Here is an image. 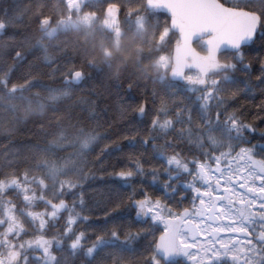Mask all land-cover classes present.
<instances>
[{
  "label": "snow or ice",
  "instance_id": "snow-or-ice-1",
  "mask_svg": "<svg viewBox=\"0 0 264 264\" xmlns=\"http://www.w3.org/2000/svg\"><path fill=\"white\" fill-rule=\"evenodd\" d=\"M97 29L140 32L164 71L105 73L69 40ZM256 41L264 0L0 9V264H264V55L242 48Z\"/></svg>",
  "mask_w": 264,
  "mask_h": 264
},
{
  "label": "trees",
  "instance_id": "trees-1",
  "mask_svg": "<svg viewBox=\"0 0 264 264\" xmlns=\"http://www.w3.org/2000/svg\"><path fill=\"white\" fill-rule=\"evenodd\" d=\"M27 0H3L0 3V9L7 6L9 13H13L18 5H23ZM156 16L161 20H169L167 16L158 11ZM69 40L78 42L82 48L89 50L99 60L103 61V68L105 73L119 72L121 76H126L128 73L133 72L141 77L148 75H158L162 73L163 69L155 68L150 62L149 57L155 55L154 51L147 40L140 32L125 29L124 35L120 37L119 41L116 40L110 33L101 32L97 29L95 32L89 33L85 30L74 31L70 34ZM246 49L247 53L252 56L264 55V44L256 51V44L250 43L247 46L242 47ZM105 49H107L109 55L105 56ZM199 51H202L199 49ZM231 50H224L220 54V58L223 59L225 55H228ZM205 52V51H203ZM111 65V67H109ZM151 84V79H149ZM127 218L132 220L133 225L137 224L133 218V213H121L120 218ZM177 261L175 264H179Z\"/></svg>",
  "mask_w": 264,
  "mask_h": 264
},
{
  "label": "water",
  "instance_id": "water-1",
  "mask_svg": "<svg viewBox=\"0 0 264 264\" xmlns=\"http://www.w3.org/2000/svg\"><path fill=\"white\" fill-rule=\"evenodd\" d=\"M159 11L164 12V13L168 16V18L171 19V14H170V12H168L166 9H161V10H159ZM177 34H178V33H177ZM210 35H211V33H205V34H202V35H196V36L193 38V42L198 41L199 39L204 38V37L207 38V37H209ZM193 42H192V43H193ZM250 43H251V42H249V43H247V44H243L242 47H243V46H246V45H248V44H250ZM199 45H200L201 47H203V48L207 51V46H206V44H203L202 42H200ZM224 50H230V49L228 48L227 45H222L219 54H220L222 51H224ZM192 70L195 71V69H192ZM137 222H138V221H137Z\"/></svg>",
  "mask_w": 264,
  "mask_h": 264
},
{
  "label": "flooded vegetation",
  "instance_id": "flooded-vegetation-1",
  "mask_svg": "<svg viewBox=\"0 0 264 264\" xmlns=\"http://www.w3.org/2000/svg\"><path fill=\"white\" fill-rule=\"evenodd\" d=\"M255 44H256V51H255V53H258V52H259V51H258V48H260V47L264 44V42L256 41ZM193 46L196 48V51H197L198 53H200V54H202V55L206 54V52L199 51V45H198V42H194V43H193ZM187 71H191V70L188 69Z\"/></svg>",
  "mask_w": 264,
  "mask_h": 264
},
{
  "label": "rangeland",
  "instance_id": "rangeland-1",
  "mask_svg": "<svg viewBox=\"0 0 264 264\" xmlns=\"http://www.w3.org/2000/svg\"><path fill=\"white\" fill-rule=\"evenodd\" d=\"M180 264V263H179Z\"/></svg>",
  "mask_w": 264,
  "mask_h": 264
}]
</instances>
